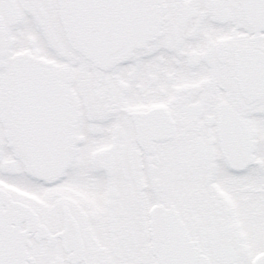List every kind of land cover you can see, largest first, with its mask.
<instances>
[{
  "label": "snow or ice",
  "instance_id": "obj_1",
  "mask_svg": "<svg viewBox=\"0 0 264 264\" xmlns=\"http://www.w3.org/2000/svg\"><path fill=\"white\" fill-rule=\"evenodd\" d=\"M0 264H264V0H0Z\"/></svg>",
  "mask_w": 264,
  "mask_h": 264
}]
</instances>
